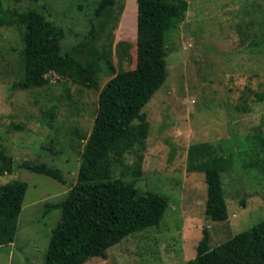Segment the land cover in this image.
<instances>
[{
    "label": "rangeland",
    "instance_id": "1",
    "mask_svg": "<svg viewBox=\"0 0 264 264\" xmlns=\"http://www.w3.org/2000/svg\"><path fill=\"white\" fill-rule=\"evenodd\" d=\"M99 1L1 0L2 15L10 21L46 6L49 19L67 33L65 45L80 46L82 61L98 62V87L52 75L49 85L12 91L11 85L24 77L25 27H0L5 151L16 164L44 163L66 180L22 169L0 176V186L15 180L28 185L16 240L0 247V264L46 263L52 231L61 219L60 209L49 211L47 205L63 201L78 182L101 91L116 74L136 67L137 0H115L91 36L90 13ZM185 1L184 21L168 40L167 81L144 108L149 134L121 159L114 158L110 175L136 179L139 191L166 196L168 214L159 227L125 238L105 258L86 264H188L204 227L218 246L228 230L237 235L264 220V0ZM197 143H211L233 156L234 168L223 175L229 227L206 217L205 175L187 171L188 150Z\"/></svg>",
    "mask_w": 264,
    "mask_h": 264
},
{
    "label": "trees",
    "instance_id": "2",
    "mask_svg": "<svg viewBox=\"0 0 264 264\" xmlns=\"http://www.w3.org/2000/svg\"><path fill=\"white\" fill-rule=\"evenodd\" d=\"M113 5L115 0L96 3L89 18L91 36L96 35L97 21ZM45 8L43 12L29 10L10 21L2 15L0 0V27L11 23L25 27L24 77L10 89L41 88L51 83L52 75L87 88L98 87V62L82 61L77 57L82 51L80 46L65 45L66 31L49 19ZM137 8L136 67L116 74L101 91L98 114L82 153L78 182L63 201L47 205L49 211L60 209L61 219L52 231L45 264H86L91 258H105L107 251L125 238L159 227L168 214L166 196L139 191L136 179H111L110 175L114 158L121 159L149 134L144 108L167 81L168 40L184 21L189 3L137 0ZM106 62L114 74V66ZM233 168L232 154L219 153L211 143L193 144L188 150L187 171L205 175L206 217L227 227L230 218L223 175ZM16 169L66 182L59 170L44 163L25 160L16 164L0 139V176L12 175ZM27 188L19 180L0 186V247L16 240ZM225 235L220 245L213 246V233L204 227L196 256L188 264H264V220L243 233L233 235L228 230Z\"/></svg>",
    "mask_w": 264,
    "mask_h": 264
},
{
    "label": "built area",
    "instance_id": "3",
    "mask_svg": "<svg viewBox=\"0 0 264 264\" xmlns=\"http://www.w3.org/2000/svg\"><path fill=\"white\" fill-rule=\"evenodd\" d=\"M236 215H234V217H235Z\"/></svg>",
    "mask_w": 264,
    "mask_h": 264
}]
</instances>
